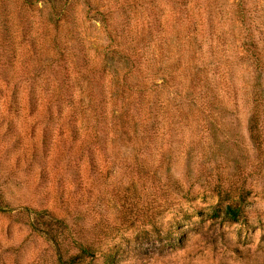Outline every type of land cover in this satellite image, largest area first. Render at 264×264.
Masks as SVG:
<instances>
[{"label":"rangeland","instance_id":"obj_1","mask_svg":"<svg viewBox=\"0 0 264 264\" xmlns=\"http://www.w3.org/2000/svg\"><path fill=\"white\" fill-rule=\"evenodd\" d=\"M96 1L0 0V264H264V153L248 133L264 89V0H185L192 24L170 38L191 35L192 48L166 65L162 43L161 67L178 70L182 95L200 79L215 126L195 110L176 131L165 123L138 162L81 115L86 94L69 105L41 52L52 5ZM140 7L130 18L156 36ZM229 200L241 203L234 219Z\"/></svg>","mask_w":264,"mask_h":264},{"label":"trees","instance_id":"obj_2","mask_svg":"<svg viewBox=\"0 0 264 264\" xmlns=\"http://www.w3.org/2000/svg\"><path fill=\"white\" fill-rule=\"evenodd\" d=\"M155 1L122 0L118 9L105 8L102 0L82 7L52 5L48 11V46L41 48L52 75L64 79L69 105L75 101L76 88L81 97L86 94L78 102L81 115L93 113L91 119L94 118V129L101 140L106 141L112 133L110 142L135 151L136 162L148 135L158 134L165 123L167 130L176 131L195 110L200 123L215 126L210 111L206 112L207 98L198 88L200 79H195L198 86L193 85L194 80L190 83V89L195 91L185 90L182 95L173 81L178 70L161 67L163 58L167 65L172 59L184 58L181 50L189 53L192 48L191 35L170 38L174 25L180 31L189 30L192 24L186 1ZM141 2L151 8L153 20L148 26L157 32L154 37L152 33L144 36L147 25L140 14H135L136 20L130 18L132 10L141 8ZM193 40L197 47L202 45ZM183 42L188 46H182ZM162 43L169 53L163 58ZM252 100L248 133L255 149L264 153V89L256 91ZM240 206L239 201L229 200L226 215L230 219L238 217Z\"/></svg>","mask_w":264,"mask_h":264}]
</instances>
